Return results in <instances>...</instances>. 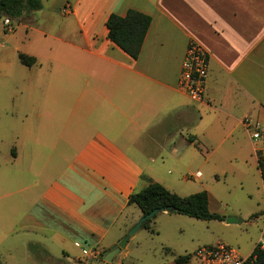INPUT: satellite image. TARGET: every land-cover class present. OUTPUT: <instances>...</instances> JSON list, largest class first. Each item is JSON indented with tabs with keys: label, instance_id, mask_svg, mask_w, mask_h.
Instances as JSON below:
<instances>
[{
	"label": "crops",
	"instance_id": "0c3cea01",
	"mask_svg": "<svg viewBox=\"0 0 264 264\" xmlns=\"http://www.w3.org/2000/svg\"><path fill=\"white\" fill-rule=\"evenodd\" d=\"M130 9L152 19L137 60L106 26ZM33 14L37 45L19 53L35 59L32 201L8 229L32 235L18 244L31 264L98 260L143 216L129 205L143 176L184 197L205 191L197 157L229 167L215 175L257 168L245 121L264 125V0H42ZM192 42L209 59L201 101L178 84Z\"/></svg>",
	"mask_w": 264,
	"mask_h": 264
},
{
	"label": "rangeland",
	"instance_id": "374dc122",
	"mask_svg": "<svg viewBox=\"0 0 264 264\" xmlns=\"http://www.w3.org/2000/svg\"><path fill=\"white\" fill-rule=\"evenodd\" d=\"M67 8L65 12L70 13ZM33 13L13 19L10 27L0 17V212L4 229L0 231V248L3 260L14 257L17 264H31L29 255L25 257L18 244L32 239V235H11L8 229L22 215L18 209L31 206L32 201V134L28 133V122L32 120V79L36 77L32 67L21 63L19 53L31 55L32 47L37 45L30 29ZM14 148L20 154L17 159L12 155ZM228 168L224 164H205L197 157L191 171L202 176L189 179L192 189L201 187L210 194L211 211L222 215V221L162 212L153 223L156 233L140 229L111 264H177L174 260L178 257L217 244L229 245L242 256H249L264 226V192L257 168L249 170L247 166L234 174H213L214 170ZM20 189L24 192L19 194ZM230 218L236 221L228 222ZM169 252L173 254L166 257Z\"/></svg>",
	"mask_w": 264,
	"mask_h": 264
},
{
	"label": "trees",
	"instance_id": "16d2710c",
	"mask_svg": "<svg viewBox=\"0 0 264 264\" xmlns=\"http://www.w3.org/2000/svg\"><path fill=\"white\" fill-rule=\"evenodd\" d=\"M42 9V0H0V17L11 20L20 18L25 13L36 12ZM152 19L149 15L130 9L125 16L111 14L106 22L108 38L128 54L137 60L140 56L144 41L150 28ZM20 61L27 67H32L35 59L24 54H19ZM147 186L129 197V205H136L143 216L155 209L171 207L169 213L186 216L189 218L211 221L223 220V216L213 213L209 208V195L202 191L189 196H180L172 193L160 183L143 176ZM156 216L148 220L141 229H151V224ZM183 257L178 259L182 262ZM264 262V258L260 263ZM0 264H3L0 262Z\"/></svg>",
	"mask_w": 264,
	"mask_h": 264
},
{
	"label": "built area",
	"instance_id": "2783aa9c",
	"mask_svg": "<svg viewBox=\"0 0 264 264\" xmlns=\"http://www.w3.org/2000/svg\"><path fill=\"white\" fill-rule=\"evenodd\" d=\"M4 24L7 27L13 25L9 18H5ZM10 31V28H8ZM209 75L208 53L199 45L190 43L179 77V87L186 91L193 99L201 101L204 99L206 83ZM251 140L254 145V155L257 169L260 175L262 188L264 191V125L253 123L246 119ZM192 178H200L201 174L192 175ZM184 260L177 264H264L260 260L264 258V226L261 235L253 252L244 257L240 252L226 244H217L200 247L193 254L183 256ZM170 264V263H164Z\"/></svg>",
	"mask_w": 264,
	"mask_h": 264
},
{
	"label": "water",
	"instance_id": "95a60500",
	"mask_svg": "<svg viewBox=\"0 0 264 264\" xmlns=\"http://www.w3.org/2000/svg\"><path fill=\"white\" fill-rule=\"evenodd\" d=\"M173 209L168 207L166 209H155L151 213L142 216L138 222L128 231V233L119 241L116 245L112 246L106 253L101 256L100 260L94 261V263L88 264H111L114 258L124 249L131 237H133L142 226L148 221L153 219L161 212H171ZM236 219L230 218L228 222H235Z\"/></svg>",
	"mask_w": 264,
	"mask_h": 264
}]
</instances>
